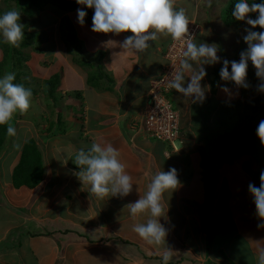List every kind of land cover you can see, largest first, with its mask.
<instances>
[{"label": "crops", "instance_id": "0c3cea01", "mask_svg": "<svg viewBox=\"0 0 264 264\" xmlns=\"http://www.w3.org/2000/svg\"><path fill=\"white\" fill-rule=\"evenodd\" d=\"M229 1L217 3L213 0L209 7L207 0H179L188 20L200 27L194 42L217 45L220 62L203 65L207 73L201 81L205 92L203 101L194 102V97H185L174 89L171 93L173 106L181 117L177 150L169 143L152 142L140 123L150 100L148 92L152 81L157 79L166 63V52L173 43L171 37L149 41L150 47L143 52L121 54L123 49L119 43L131 33L114 36L92 32V45L87 46L92 51V73L95 72L93 65L97 71H103L109 80L100 79L101 87L111 90L97 85L88 87L84 81L87 77L80 87L70 78L81 76L64 74L62 94L75 100L72 104L78 108L67 112L69 103L65 102L63 109L52 115L53 120L46 118L43 124L40 121L44 126L42 130L36 123L25 121L26 138L21 145L8 142L7 148L14 151L10 152L8 163L0 167L1 204L8 203L1 207L5 215L0 219V264H26L27 258L32 260L33 255L44 264H163L156 248L132 231L135 223L143 222L147 217L137 215L133 218L126 205L146 192L156 172H167L171 168L176 169L179 186L163 194L165 212L160 218L167 230L166 245L174 253L168 264H224L213 252L209 254L199 240H211L203 232L206 216H203L202 208L208 193L204 180L208 168L203 162L206 150L215 157L219 195L226 193L224 186L234 185L227 194L228 199L219 208L217 204L214 207L215 218H226V225L232 223L236 232L242 230L243 225L244 231L255 233L251 225H256L258 220L264 224L248 191L249 183L259 187L260 173L264 171L260 163L264 161V145L256 134L259 122L264 120V92L258 87L261 80L257 78L256 70H252L250 61L247 88L224 81L219 75L225 59L239 62L240 53L247 50L243 40L245 29L256 32L264 29H252L246 21L236 27L226 26L222 14ZM257 15L250 13V18L255 19ZM109 39L117 44L105 45L103 42ZM2 59L3 56L0 61ZM97 59H101L98 64ZM191 63L193 69H197V64ZM58 71L43 69L44 75L46 72L49 75L40 79L47 80ZM188 82L186 74L185 87ZM71 86L74 90L69 89ZM224 88L228 92H224ZM74 91H81L83 98L67 96ZM58 111L64 113L61 122L57 121ZM43 115L45 119L46 114ZM133 123H139L138 130ZM9 139L10 136L7 141ZM31 139L35 140L41 154L43 179L34 188L25 185L16 188L13 174L25 144ZM100 140L116 147L122 162L127 165L133 189L126 197L97 199L90 193V186L82 184L76 175L79 171L73 162L76 151L81 148L87 151L94 141ZM17 203L29 211L19 219L11 213L18 208ZM29 235L35 240L27 238ZM16 244L8 252L7 245ZM20 248L21 252H16ZM75 255H83L84 259L78 262Z\"/></svg>", "mask_w": 264, "mask_h": 264}, {"label": "clouds", "instance_id": "9594fccd", "mask_svg": "<svg viewBox=\"0 0 264 264\" xmlns=\"http://www.w3.org/2000/svg\"><path fill=\"white\" fill-rule=\"evenodd\" d=\"M76 2L88 9H94L91 27L93 33L112 34L114 36L131 33L119 43V47L123 49L121 54L143 52L150 47L149 41H156L161 37L170 36L173 42H183L186 49L182 52L180 70L172 74L168 87L185 97H194V102L203 101L205 92L201 86V81L207 74L203 65H214L220 62V57L217 55L218 47L215 44L210 45L204 42L197 44L194 42L196 36L193 37L189 33L190 21L185 9L179 6V0H76ZM207 2L208 6L211 7L213 0H207ZM250 13H258V15L252 19ZM20 15V12L15 9L0 15V36H2L3 42L17 49L20 42L24 40V27L20 23ZM77 15L79 24L83 26L87 12L83 9H77ZM231 15L237 21H246L252 29L257 27L264 29V2L250 4L249 0H237ZM245 31L246 35L243 40L247 45V50L240 53L239 62L235 60L229 62L225 59L219 75L224 81H231L237 86L247 88L246 78L250 61L256 70L257 78L261 80V84L258 86L259 90L264 92V31L256 32L249 29H245ZM103 43L107 46L117 44L115 40L111 39ZM0 52L3 56L2 50ZM25 54L28 56L27 52ZM191 62L197 64V69H193ZM229 64L231 65V72H229ZM186 74L189 77V82L185 87ZM15 80L16 75L13 72H7L0 78V125H7V134L10 137L16 135V130L11 123L14 114L17 112L21 115L26 114L31 106L33 95L31 88L15 83ZM223 91L228 92V89L224 88ZM171 93L169 98L172 102ZM143 117L140 123L145 133L150 138L157 140L144 128ZM138 125L139 123H133L137 130ZM179 129L181 130L180 126ZM180 130L176 149L172 148L173 150L178 149ZM256 134L261 144L264 145V120L259 122ZM73 162L79 168L76 175L81 183L88 184L90 193L97 199L110 196L126 197L132 192L133 182L132 177L126 171L127 165L122 162L119 150L110 142L94 141L87 151L83 148L79 149L75 153ZM178 186L179 180L175 168H171L167 172L160 170L153 175L147 185L146 192L135 202L126 205L133 218L137 215L147 217L145 221L135 223L132 231L138 234L148 245L156 248L157 253L162 257L163 264H168L174 255L173 251L166 245L167 230L160 223V218L165 212L163 194L166 191L175 190ZM248 191L253 197L257 215L264 219V171L260 173L259 187L249 183ZM257 259L258 264H264V247L258 248Z\"/></svg>", "mask_w": 264, "mask_h": 264}, {"label": "rangeland", "instance_id": "374dc122", "mask_svg": "<svg viewBox=\"0 0 264 264\" xmlns=\"http://www.w3.org/2000/svg\"><path fill=\"white\" fill-rule=\"evenodd\" d=\"M16 8L15 0H0V15L1 13H4L6 11L12 10ZM227 4L223 7V10H226ZM64 16L70 17V20H72L73 23L77 26L78 31V37L79 39H82L84 43L87 44V46L92 45V39L88 38L89 36H92V31L87 30L86 27L81 26L78 22V15L75 12L74 14H67ZM64 16L57 17L54 15V12L47 7L46 11H41L39 14L35 15L32 19H29L31 23H20L24 27V37H26V40H28L29 46L25 49L24 47L20 46L18 47V50H21L22 52H27L28 57L30 58L27 60V64L29 65V68H27L25 71L26 74H23L21 70H17L18 72H21V76L19 81L24 85L26 88H31L32 90L35 89L36 94L32 95L31 98V106L26 114H19V112L14 114L13 120L11 121L12 126L16 130V135L13 137H10V139L5 141L2 152L0 154V167L1 165L5 166L6 163H8L10 152H13L14 150L8 149L7 144L8 142H12L14 145L20 146L25 136L24 132V122L31 121L32 123H36V127L38 129H43L44 126L40 125L43 124L44 115L46 114V117L49 120L52 119V115L56 114V111L61 108L63 109L65 102L66 104L69 103V106L66 107V111H70L72 109L71 107L77 109L78 107L73 106L72 102L75 100H61L59 101V106H51L50 110L46 108V103H50L49 101H44V95L43 91L40 90V88H44V80L40 79L42 76H48L49 72H46L44 75L43 69H49L51 71H55V69L58 71L60 67H63V69L59 70L64 76V74H67L68 76H73L74 74H78L81 76V78H75L71 77L70 79L74 82L76 85L77 83L81 87L83 79L87 77V74L89 72H92V66L90 68L84 67L82 68L85 72V74L78 73L74 65L70 63L71 56H69V53L67 51L68 46L66 45L67 41V24L65 21ZM222 16L224 17V22L226 21V13L223 12ZM22 20V19H21ZM23 21V20H22ZM198 25V24H197ZM89 31V32H88ZM200 32V30H199ZM198 35V34H197ZM196 35V36H197ZM89 39V45L88 40ZM85 44V51L88 53L90 57H92V51L88 50ZM73 50V49H72ZM2 57V53L0 52V58ZM2 61V60H1ZM0 61V62H1ZM62 63V64H61ZM61 65V66H60ZM252 66V65H251ZM95 68V72L97 71L96 66L93 65ZM255 69L252 67V70ZM38 77H36V76ZM48 79V78H47ZM86 82V78L84 80ZM72 84L71 82H69ZM33 84H35L33 86ZM70 90H74V86L69 87ZM79 89V88H78ZM75 89V90H78ZM66 98V97H65ZM74 98V96H73ZM36 102V104H35ZM45 110H48L45 111ZM23 116V119H19ZM41 116H43V119H41ZM41 121V123H40ZM152 142L156 143L154 139H150ZM250 156H252L250 154ZM213 154H211V151L206 150L203 156V162L205 163L206 167L208 168L206 172L209 175V183L205 182L206 187H210V193L213 195L210 197L209 205L206 204V209L202 211L203 216H206V225L203 228V232L206 233V236H208L210 239H200V242H202L203 247L206 249V251L212 252L215 254V256H218L224 264H258L257 259V252L258 248L264 247V224L260 222V220L257 221L256 225H251V228L255 231L250 232L249 230L244 231L243 225L242 230L237 231L234 226L226 225V218L220 217L219 219L215 218V215L213 213L214 207L217 204V207L219 208L222 203L228 199L227 194L234 188V185L231 186H224L225 192L219 195L218 193V182L219 177L217 176V171L214 167ZM262 160H264V156H262ZM11 159L9 163H11ZM261 166H264V161L260 162ZM259 171H261V168H259ZM247 172V171H246ZM249 174V173H247ZM243 188V187H242ZM219 196V197H218ZM21 197V195L19 196ZM239 197H242L240 194ZM3 199V194L0 192V219H3L5 212L2 211L1 207L7 206V204H1V201ZM18 208H15L14 211L11 213H15L17 218L19 219L22 215L28 214L29 211H26L24 208L21 207V204L17 203ZM37 212V211H35ZM37 214V213H35ZM243 224V220L241 221ZM258 226V227H257ZM25 234V233H24ZM18 235V234H16ZM13 234V236H16ZM22 238V235H21ZM27 238H32L31 235ZM198 238V237H197ZM35 240V238H32ZM11 238L8 240L10 241ZM20 240V239H19ZM17 244L14 246L7 245L8 252H11V248L16 247ZM29 246V245H28ZM27 246V247H28ZM27 247L24 249L26 250ZM36 249V247H34ZM133 249V248H130ZM20 249H18L16 252H21ZM36 256V255H35ZM33 255V259L29 260L27 258L26 264H44L43 261H40V258L35 257ZM37 258V259H36ZM84 259L83 255L80 257L74 256V259L79 262V260ZM91 260L90 258H88ZM123 260V259H122Z\"/></svg>", "mask_w": 264, "mask_h": 264}, {"label": "trees", "instance_id": "16d2710c", "mask_svg": "<svg viewBox=\"0 0 264 264\" xmlns=\"http://www.w3.org/2000/svg\"><path fill=\"white\" fill-rule=\"evenodd\" d=\"M237 0H230L229 4L225 10L226 13V26H239L245 21H237L234 17H232L231 12L235 5ZM264 2V0H249V3H261ZM16 8L15 10L20 12V21L23 23H31L29 19H32L35 15L39 14L41 11H46L47 7L54 12V15L57 17L64 16L67 14H74L77 13V9H83L87 12V16L85 17V21L83 26L86 27L87 30H91L92 27V17L94 14V9H88L84 5H79L76 0H15ZM5 13V12H4ZM3 14V13H1ZM68 32H67V41L66 45L68 46V53L69 56H71L70 63L76 67L77 70L80 71V73L85 74L84 70L82 68L88 67L90 68L92 66V57L88 55L85 51V44L82 39H79L78 37V31L77 26L75 23L70 20V17L64 16ZM23 21H22V20ZM90 38V36L88 37ZM28 40H26V37H24V40L21 41V47H28L29 43ZM88 45H89V39ZM90 46V45H89ZM87 47V44H86ZM73 49V50H72ZM0 50L3 52V61L0 62V78H2L7 72H13L16 75L15 83L22 84L19 79L21 76V72H18L17 70H21L23 74L27 75V72L25 71L29 66L26 65L28 56L22 52L21 50H18L16 47H12L6 43L3 42L2 36H0ZM103 55V53H102ZM97 64L101 62V59L96 60ZM99 68V67H98ZM101 68V65H100ZM99 68V69H100ZM64 68L60 67L59 70ZM62 78L63 74L61 72L56 73L54 75H51L47 80H44V88H40L42 90L44 95V101L50 102L46 103V108L50 109L51 106H57L59 105V101L63 99L68 100L65 98L66 95L62 94ZM108 78V76L103 71L96 72H89L87 74V86L92 87L96 86L99 88H104V90H111L110 87H101L102 84L100 83V79ZM26 85V83L24 84ZM35 84H33L34 86ZM36 90L33 89L32 93L33 95L36 94ZM68 97H75L76 99L80 100L83 98V95L81 91H74L73 93H68ZM52 108V107H51ZM73 108V107H71ZM60 109V108H59ZM61 110V109H60ZM73 110V109H72ZM76 110V109H75ZM58 120L61 122L63 119L64 113L63 111H58ZM47 117H45V121ZM7 134V125H0V154L2 152V147L5 143V141L8 138ZM35 140L31 139L29 140L23 149L21 161L16 167L14 174H13V182L16 188H20L21 186L25 185L29 188H34L38 186L43 179V166H42V159L41 154L35 144ZM209 179L208 173L204 174V180L207 182ZM208 184H210L208 182ZM210 187H207V201L205 205L202 208V211L206 209L209 205L210 197L213 199V195L210 193ZM21 236V235H20ZM18 236V240H19Z\"/></svg>", "mask_w": 264, "mask_h": 264}, {"label": "built area", "instance_id": "2783aa9c", "mask_svg": "<svg viewBox=\"0 0 264 264\" xmlns=\"http://www.w3.org/2000/svg\"><path fill=\"white\" fill-rule=\"evenodd\" d=\"M199 27L195 22H189V33L195 37ZM186 45L181 41H174L166 53V64L161 75L152 82L150 100L144 113L143 125L146 131L155 139L169 143L176 149L179 138L180 115L175 111L169 98L173 89L168 87L171 76L180 70V60Z\"/></svg>", "mask_w": 264, "mask_h": 264}]
</instances>
